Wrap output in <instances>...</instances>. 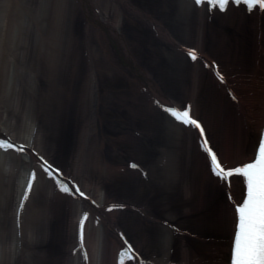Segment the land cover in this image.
Returning <instances> with one entry per match:
<instances>
[{"label": "rangeland", "instance_id": "obj_1", "mask_svg": "<svg viewBox=\"0 0 264 264\" xmlns=\"http://www.w3.org/2000/svg\"><path fill=\"white\" fill-rule=\"evenodd\" d=\"M6 1L8 4L4 3L7 5L5 9L10 11L14 8V6L11 9L8 8L10 1L15 2L17 6L27 7V9L29 7L37 8L36 2L39 6L41 5L40 0V2L37 0ZM44 1L45 5L49 6L44 7L47 17L45 20L51 29L49 34L63 45V51L68 54L70 52L69 29L73 32V34L71 33L73 44L79 43L84 37L85 12L77 0ZM127 1L133 6L142 8L160 21L170 31L173 41L198 45L202 51L207 53L212 50L208 47L211 42L212 46L216 48L214 49L216 54L223 59L221 64L231 80L233 81L232 77L237 79L238 91L242 95H248L249 92H252L250 87L256 86V91L262 93L264 87V15L248 20L244 19L240 12L235 14L228 12L226 15L217 17L218 21L225 24V32L221 36L220 34L215 36L213 31L205 28L208 30L206 33L212 35V38H207L203 32H200L199 25L194 24L193 29L187 25L190 23L186 24L185 18L176 13L175 10L179 8L180 0ZM107 2L108 0H90V5L86 8L88 16L92 15L93 17L92 11L95 13V10H99L100 13L95 14L100 19L111 23L118 13L116 9L108 8ZM117 3L119 13L124 12V16L121 17L118 24L123 39L127 44L136 38L142 39V42H139L144 47L138 44L135 47L136 50L134 49L138 55L135 57L139 58L137 63L141 66L142 80H146L149 87L156 90L159 96L164 95L166 98L182 104L183 99L181 98L184 93H194L192 90L194 83L188 77V69L182 64L183 58L176 44L161 35H159L160 37L154 36V29L149 22L144 23L143 17H137L138 14L135 12L132 14V10L123 6L119 0ZM32 9L29 10L30 15ZM133 15L135 18L132 17ZM187 17L189 16L187 15ZM117 19L119 20L118 17ZM6 21L8 20L6 19ZM3 23L4 20L0 23V41L7 43L12 29H10V22H6L5 27ZM5 31L7 34H4ZM22 31L24 34L20 33L19 35L27 37L29 41L31 37L29 33L25 30ZM259 31H261V36ZM2 32L4 35L1 34ZM107 32L113 37L111 42L107 36L100 38V42L95 38L92 41L95 49L100 52L101 58L98 56V66L101 64L103 66L102 76L99 77V86L101 90L107 88L114 93H125L126 97H122L123 100L112 102L111 108L105 111L102 119H99V115L102 113L98 112L97 120L92 123L89 117L95 109L93 106L95 97L86 100L83 98V91L82 95L75 93L69 99L66 83L72 82V79L68 78L64 72L58 74V70H56L57 77L53 82L54 68L49 67L44 53L33 50L35 44L29 41L28 58L26 56L25 60L32 61L37 66L40 84L50 93L42 100H40V96H38L39 100L37 98V105L42 112L39 120H44L47 127L46 130L43 129L42 143L46 152L58 159H63V166L70 167L71 163L75 162L73 157L80 139H82L83 146L89 145L88 148L96 153L99 163H102L105 169L102 167L100 170V167L94 166V162H88L90 163L89 171L88 173L83 172V174H88L87 182L90 188L96 185L90 181L96 180L99 183L97 185L106 189L109 196L123 199L122 202L125 203L126 208L120 209L119 214L115 216L119 223V227H117L126 234L142 254L144 253L143 256L147 261L151 258L170 260L172 255H177L178 249L183 247L193 264H226L228 235L233 219L232 210L226 199L221 200L220 198L223 192L222 187L205 179L204 162L195 154L196 143L193 138L189 148L187 150L184 148V151L181 149V153L178 152L176 157L173 151L166 154L167 157L163 154L165 140L160 139L159 135L164 129L160 127L159 121H163L164 118L150 105L147 92L140 91V84L134 80L136 75L127 64L116 62L119 69L117 70L104 59L103 49L112 53V57L117 56L115 50L121 51L122 56H125L122 40L117 38L109 28H107ZM99 36L102 37L101 34ZM258 39L260 41L259 48L256 44ZM20 43L23 47V39ZM80 46L75 45L74 49L77 47L79 50H74L73 56L75 55L77 58V73L82 76L80 79L83 81L84 72L89 69V66ZM114 46L118 48L116 49ZM21 47L18 45L16 48L20 50ZM5 53H7L5 54L7 60L10 58L11 52L9 50ZM209 54L212 56L211 53ZM20 60L18 56L17 61ZM63 69L66 70V68ZM105 69L111 70L107 77H104ZM197 78L200 83L198 82L194 95L195 114L204 120L211 140L220 151L222 158L229 162L241 160L252 152L253 132L247 128L245 119L233 107L230 108L225 94L219 89H213L214 86L207 83L210 78L208 74L202 75V72L197 69ZM81 80L76 78L75 85L78 82L82 83ZM69 87L71 88V86ZM77 87L79 88V83ZM64 96L68 99L66 106L64 105ZM135 99L139 102V106L133 109L132 102ZM50 113L52 114L50 115ZM47 115H50V118L53 116L49 119V123L45 119ZM132 126L142 132L141 136L129 132V129H135ZM95 141L97 144L101 142V146L97 145L96 147ZM130 159L141 164L146 170V174L143 175L139 169H132L134 172L129 173L128 161ZM68 161L70 165H67ZM160 163L169 165L170 172L167 181L164 180V182L160 180L158 174L160 172L158 164ZM234 189L236 192L240 191L237 181H234ZM15 197L13 194L9 198L12 200V204L3 208L2 216L7 218L12 212ZM59 212L61 213L58 215V222L56 221L53 227L52 221H50L51 223L40 230V226L35 228L39 240L34 242L32 254L36 258L42 256L44 260L51 259L52 264H66L68 241L72 240L69 232L70 212L67 211L66 205H62ZM162 219L173 221L181 228L195 232L196 235L194 237L175 236L174 231L161 222ZM201 231H206L207 236L201 234ZM51 255L57 257L53 259ZM175 259L177 260V258ZM57 261L59 262L57 263Z\"/></svg>", "mask_w": 264, "mask_h": 264}, {"label": "bare ground", "instance_id": "obj_2", "mask_svg": "<svg viewBox=\"0 0 264 264\" xmlns=\"http://www.w3.org/2000/svg\"><path fill=\"white\" fill-rule=\"evenodd\" d=\"M37 1H41V5L39 6L36 2L37 8L35 9L30 7L27 9V7L17 6L15 2L10 1L8 8L11 9L12 6H14L11 11L5 9L7 6L4 4L7 2L6 0L0 2V23L4 20L3 25L5 27L6 22H10V29H12L9 41L7 43L6 41H0V140H7L15 144V147L11 149L0 147V264H25L27 260L30 264L34 263L35 260L31 257L33 255L32 252L34 251V242L39 240V237L36 234L38 232L35 228L39 225L40 230L43 227H46L47 224L51 223L50 221H52L53 227V224H55L58 219V215L61 213L59 211H61L62 205H66L67 211L69 210L70 212L71 219L69 232L72 240L69 239L68 241V251H72L73 253L69 252L68 256L70 255V257L67 256L66 264H120V258L117 260L118 250L121 248L123 249L121 254L127 252L125 251L127 245L125 240L119 236L120 234L116 229L117 226L119 227V223L115 216L119 214L121 210L126 208L124 205L125 203H123V199L121 200L119 197L109 196L106 189L97 185L99 183L96 180L90 181V183L94 182L93 184H96L93 188H90V185L87 182L88 174L85 175V173H88L89 171L88 167L90 163L88 162H94V166L97 168L100 167V170L103 166L102 163H99L96 153H93V151L88 148L89 145L83 146L80 137L79 139L81 141L78 142L79 146L75 150L73 157L75 162L71 163V168L63 166V159H58V157L56 158V156L54 157L51 153L49 154L46 152L42 143L44 136L43 129L46 130L47 127L44 120H39V116L42 112L37 105V98L40 96V100H42L45 96H49L50 93L40 84L37 66H35L32 61L27 62L25 57L27 56L26 58H28L27 49L30 45L28 44L30 41L32 44H35L33 45V50L35 52L39 51L40 53H44V57L47 58L49 67L54 68L53 71H55L52 75V81L54 82V80H56V70H58V74L64 72L68 78L72 79V82L66 83V90L67 93H69V99L73 96L72 94L75 93L82 95L83 91V98L86 100L95 97L93 102L95 109L89 118L92 123L97 120L99 112L102 113L99 115V119H102L101 117L104 116L105 111L111 108L112 102L115 100L119 101V99L123 100L122 97L126 96L125 93H114L107 88L104 90L100 89L99 77L102 76L103 66L102 64L98 66V56L100 57V52L95 49L92 41L93 38H95L100 42V38H103L104 36L106 37L105 33L108 27L126 46V42L120 33L121 30L118 25L121 17L124 16V12L118 13V0H108V8L113 10L116 9V12L118 13V16H116L119 18V21H117L116 17L112 19L110 25H104L102 21L100 22L98 16L96 17V15H94L93 18L92 15L88 16L86 8L87 6L89 7L90 4H88L86 0H77L81 3L85 12L84 17L86 18V21L94 22L90 24L89 29L88 25L85 27L87 32H85L82 41L76 44H73V32L69 29L70 52L67 54L63 51V45L58 40L53 39L49 34L51 29L50 26H48L47 20H45L47 17L44 13V7L46 8V6H49L45 5L46 3L44 0ZM119 1L123 6L127 7V9L132 10V14L135 12L140 16H147L143 10L129 4L127 0ZM179 3V8L175 11L180 17L185 18L186 24L190 23L187 25H190L193 29L194 24L197 26L199 25V30L203 32L207 38H212V35L206 33L208 30L205 29V27H201V25H204L203 23L205 20L204 10L206 9L210 11V8L205 6V2L202 1L201 3H195L194 0H180ZM30 9L33 10L31 15L29 14ZM106 9L107 8L105 7V10ZM187 15L189 17H187ZM135 16L137 15L135 14ZM135 16L133 15L132 17L135 18ZM6 19L9 22L6 21ZM150 22L151 24H154L158 36L159 34L162 37L167 36L168 32L164 30L163 25L160 22L158 23L156 20L154 22L150 20ZM22 30L27 31L31 36L29 41L27 37L19 35L20 33L22 35L24 34L22 33ZM1 34H3V32ZM4 34H7V31H5ZM100 34L102 37L99 36ZM107 38L110 39V42L113 39L111 35H108ZM21 39L24 41L22 44L23 47H21ZM136 40L138 41L139 46L144 47L143 44H141L142 39L136 38ZM166 40H170V38L167 36ZM18 45L22 49H17L16 47H18ZM75 45H78V47L81 45L80 47L83 50V55L89 66V69L84 72L85 75L83 81L80 79L82 76L77 73V58L75 55L73 56L74 50H79L77 47L74 49ZM208 47L212 48L209 52L212 54V57H210L209 60L213 58L214 61H220L221 58L214 51L216 48L212 46L211 42ZM124 48L125 56L118 55L116 57H112V53L102 48L104 59L115 69L118 67L116 62L127 64L136 75L134 80L140 82V84L143 85V88L148 91L147 96L150 97V101L155 100L160 107L165 106V108H168L172 106V103L165 99V97H161L162 99H165L164 102L161 100L159 101V95H155V92L149 87V85L143 82V76L142 74L140 75V73H142L141 66L137 63V60H139V58H137L138 55L135 54L133 56L131 51L128 50L129 47ZM9 50L11 55L10 58L6 60L5 54L7 53L5 52ZM18 56L21 59L20 61H17ZM207 56L206 53L200 54L197 56V59L193 61L196 63L198 57L204 58L205 61H207ZM208 65L210 67L209 63ZM193 67H196V65ZM209 67L204 71L210 73L211 68L209 69ZM63 68H66V70ZM117 70L119 69L117 68ZM222 70H225V68L223 67ZM110 72V69H105L104 77H107ZM224 77V81L212 78L214 85L223 89L227 86H232L234 89H237L236 85L233 84L235 82H230L229 76L226 77L224 75ZM76 78L82 81V83L78 82L79 88L77 87L78 83L75 85ZM191 79L194 83L195 93L199 82L197 73L192 72ZM69 86H71V88ZM250 89L252 92H249L248 95L242 96L236 93L238 90L234 91L233 95L235 96V99L233 104L235 110L247 122L248 127L256 133L261 130L262 123L264 122V92L260 95L256 91V86L252 88L250 87ZM23 98L24 102L22 101ZM67 101L68 99L64 96L65 106ZM138 103L139 102L135 99L134 102H132V108L134 109L138 107ZM190 105L192 113L194 114L195 102L192 101V104L190 103ZM51 114L52 113H50V115ZM50 115L46 116L48 118H45L46 122L53 117L50 118ZM163 118V121H159L160 127H163L164 129L159 135L161 137L160 139L163 138V141L165 140L163 143V154L167 157L166 154L170 151H175L176 149H182L183 151L185 149L187 150L192 142V135L194 134L197 155L202 156L205 159L208 167L207 157L203 153V150L199 148L197 142V132L191 127H184L182 124H179L180 126H178V124H175L176 121L169 114L165 113ZM132 127L135 128L134 126ZM126 129L128 130L129 128ZM94 144L96 147L97 145L100 147L102 143L99 142L97 144L95 141ZM96 149L99 150L98 148ZM40 157H43L44 160L42 161ZM245 158L246 157H244V159ZM44 161H47V165H51V168H49ZM231 162L234 161H227L225 163ZM68 164L70 165L69 161L67 165ZM104 164L107 165V163ZM161 164L163 165L158 166L161 171L159 172L158 170V172L160 177L163 179L166 177L167 181L168 173L170 172L168 170L169 165L168 163ZM57 168L60 169L58 173L55 171ZM33 171L36 173V178L32 181V190L28 195V202H25L23 195L27 190V185L31 180V173ZM128 171L129 173L134 172L131 168H129ZM49 172H51L52 175H49ZM83 172L85 173L83 174ZM205 179L212 180L213 182L215 180V183H222L224 185L222 180L218 177H216V180L215 178H212L210 174H207ZM60 180H63V184L72 189V191L65 192L59 183ZM79 183L84 190H79V192L84 193L83 196L79 194L75 187L79 186ZM16 192L17 194H15ZM13 194L16 196L13 200V210L6 218L2 216L4 213L3 208L11 206L12 200L9 198H11ZM10 201L11 203H9ZM22 203L23 207L21 208ZM113 205H116V207H113ZM108 209L110 210V213L108 212ZM85 212L88 213V218L86 220V228L83 230L84 238L82 241L80 235L81 232L77 230V222L79 221V218L84 216ZM173 234L175 236L177 235L176 232H173ZM82 243L86 248V255L81 249H79ZM37 258H39L38 261L41 262V264L45 263L43 262L44 258L42 256H38ZM46 262L49 261L46 260ZM58 262L59 261H57V263ZM165 262L166 261H160L159 263ZM124 264H147V262L144 261V258L140 254H136L132 259L126 257Z\"/></svg>", "mask_w": 264, "mask_h": 264}, {"label": "snow or ice", "instance_id": "obj_3", "mask_svg": "<svg viewBox=\"0 0 264 264\" xmlns=\"http://www.w3.org/2000/svg\"><path fill=\"white\" fill-rule=\"evenodd\" d=\"M202 0H197L201 3ZM212 3H219L223 8L229 0H210ZM238 3L239 0H236ZM249 9L256 8L257 5L264 9V0H244ZM193 59H197L194 51L190 53ZM221 81L225 80L223 75H219ZM235 98V97H234ZM191 106L181 111L175 107H168L167 111L181 121L183 124L192 126L199 130L203 137V148L210 159V171L221 180L225 181L229 187L233 179L241 181V192L243 193L239 200L234 198V194L229 193V202L233 208L234 229L231 239V247L229 253L228 264H264V138H261L254 145L252 155L245 159L225 163L218 155V151L214 150L213 145L209 142L205 134V126L198 118L191 114ZM0 147L11 149L15 147L14 143L7 140H0ZM43 161L44 158L40 157ZM47 165V161H44ZM51 168V165H47ZM58 173L59 168L55 169ZM49 175H52L49 172ZM36 178V173H31V180L27 185V190L24 193V200L28 199V195L32 189V181ZM59 183L65 192H71L72 189L63 184V180ZM79 192V189H77ZM81 196L83 192H79ZM23 203L21 204V208ZM116 207V205H113ZM88 218V213L85 212L81 220V240L83 241L84 233L83 226ZM126 257H131L129 252H124L120 257V264H124Z\"/></svg>", "mask_w": 264, "mask_h": 264}]
</instances>
